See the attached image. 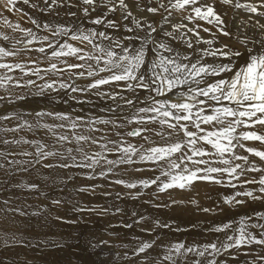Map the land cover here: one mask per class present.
I'll list each match as a JSON object with an SVG mask.
<instances>
[{
    "label": "snow or ice",
    "instance_id": "snow-or-ice-1",
    "mask_svg": "<svg viewBox=\"0 0 264 264\" xmlns=\"http://www.w3.org/2000/svg\"><path fill=\"white\" fill-rule=\"evenodd\" d=\"M16 3L17 0H0V6L9 13L22 11L16 7ZM23 3L32 8H40L38 4H30V0H23ZM220 3L232 5L233 0H220ZM57 4L58 0H51V3L44 0L45 9L43 10L52 9ZM76 6L72 0H68L69 8ZM97 7V0H79V10L85 17H89L90 11L96 12ZM99 7L107 8L108 12L115 11V5L108 6L105 0H100ZM119 7L123 10L121 13L122 20H127L132 16L125 0H119ZM234 7L242 8L250 13L249 19L252 16L264 18V0H258V3H240L237 0ZM162 8L168 12L169 16L171 15L169 8L186 13L183 15V19L188 23L172 24V31L163 29V23L168 22V17H162L160 31L163 37L179 41L187 49H192V54L182 53L174 49L163 39H155L157 28L147 21L141 23L135 17H132V24L135 25V28L129 27L127 24L123 25L124 31L131 33V35L123 36H110L105 31L85 30L82 27L74 28L60 24L53 26L47 22L44 23L42 30L50 32L51 37H66L64 42L58 44L55 39L50 40L47 35L38 36L31 28H23L19 23L13 24L6 17H0V22L5 26L24 34L25 38L16 40V44H23L26 52L35 51L46 55L49 60L47 67L43 69L36 64L35 60L31 59L27 61V64H34L35 67H28L22 62H0V69L4 70V74L0 75V89L9 93V85L18 88L31 85L39 87L41 89L40 94H43L44 89L55 90L58 86L60 89H70L73 93L91 91L97 96H107L113 100L120 98L129 106H133L134 101L123 97L121 92L143 90L149 94L148 100L142 102L144 106L138 107L136 113L127 118L129 124L134 123L136 126L125 133L117 132L116 135L120 137L119 140L101 143L98 145L100 151L91 154L79 146L80 142L87 143L90 141L91 144L96 145L98 144L97 139L89 135L75 134L74 130L79 125L76 121H71L67 114L59 112L35 113L38 118L47 115L62 121L60 124L44 123L41 125L48 130L64 128L63 121H69L68 128L72 130V136L54 134L55 139L61 145L65 142H71V140L77 143L75 149H67L70 163L65 162L61 154V161L58 164H44L46 168L93 169L94 166H100L103 162L107 167H102L98 173H85L88 179H94L97 176L106 178L119 165H147V168L137 167L135 170L138 172L144 170L159 172V175L138 180L117 178L112 182L121 184L128 189L139 188L141 191L155 185L156 191L159 193H164L173 188L183 190L193 187L196 181L215 184H225L226 182V186L233 189L243 188L246 184H254L257 185V188L251 191L247 189L235 191L233 195L223 197L224 204H242L244 201L236 198L241 196L252 200H264V166L249 160V155H251L264 162V150L247 146L244 143L246 141H258L264 145V132L258 133L253 130L257 125L264 128V36L259 40L253 39L251 41L254 45L259 44V48H248L249 38L247 37L242 39L232 37L239 39V43L246 49L245 54L230 47L227 43H220L217 39V34L230 37L231 33L226 30L222 16L216 10L215 0L211 3L207 0H175L174 3L173 0H168V5L158 0L155 7L146 5L145 9L142 10L156 14ZM68 15L75 16V13L69 12ZM104 15L106 16L107 13ZM89 19L93 25L104 24L106 28L114 29L117 32L121 28V24L117 20L105 19L99 15L94 19L91 17ZM29 20L37 28H40L39 23L34 18L29 17ZM199 21H203L211 27H205L198 23ZM255 27L264 29V23L256 20ZM136 29L142 30L144 34L140 35ZM181 29L185 31H181ZM201 31L208 33L210 38L201 36ZM187 33H191V37L187 36ZM0 36L5 41L9 39L6 34L0 33ZM96 37H99L101 41H108V45L97 43ZM69 40L83 44L85 47L69 43ZM133 42H138V46H134ZM34 43L41 46L33 49L30 46ZM149 44L152 45L153 58L151 61L147 59ZM217 44L219 46H216ZM89 45L91 48L85 50ZM200 45H204V47H200ZM45 48L48 49V52L45 51ZM19 51L20 49L15 47L13 49L0 47V61L5 57H15ZM62 57H73L78 62H68L61 59ZM209 57L211 62L206 59ZM53 60L63 64L64 67L58 68L57 63L52 62ZM17 70L21 74L20 77L8 75V73ZM49 73L53 76L67 73L69 79H87L90 82L84 85H75L69 84L63 79L44 80V76ZM31 76H36L42 81V84L36 85L35 81L30 78ZM106 85L109 86L110 91L101 90V87ZM115 89H120V91L117 92ZM174 90L176 91L173 102L167 98H156L164 97L166 93H172ZM13 95H15L16 100L24 99L18 93H9L7 97L0 96V100L7 98L8 103H13ZM13 117L22 118L19 113L14 112L0 116V120H9ZM92 123V121L87 122L89 131H99L91 126ZM95 123L107 124L109 121L97 120ZM155 123L160 125V130H156L155 134L161 137L163 143L157 145L145 135L142 139L152 145L145 148L144 145H134L124 139L125 136L141 137L142 133L153 131L148 125ZM24 124L31 129L32 125L26 120ZM202 125L207 127H202ZM122 126L116 125V127ZM20 127L21 125L17 124L16 128L5 129V131H16ZM165 127L167 132L163 131ZM19 142L17 140L3 141L4 144ZM23 143L35 147V156L38 162L57 155L55 151H45L47 146L38 141L25 139ZM108 143L112 144L113 147L108 148ZM241 149L249 155L240 154L239 150ZM74 151L81 154L79 159L71 155ZM106 152H114L116 154L115 159H107ZM20 155L31 156L32 153L25 151ZM8 163L11 164L13 161H8ZM16 163L19 162L16 161ZM249 172L260 173L259 179L255 177L245 178ZM28 187L37 189L35 184ZM80 190L83 191L84 189ZM256 192L259 195H256ZM41 194L43 195V193ZM139 194L138 192L137 195ZM189 202L196 203L195 200ZM59 203L58 200H52L54 205ZM172 203L175 204L177 201L173 200ZM75 210L85 211L87 209L78 208ZM12 211L24 215L18 208L12 209ZM116 211L119 212L120 209L117 208ZM201 211L208 212L210 209L202 208ZM255 215L264 219V214L255 213ZM56 218L60 219V217ZM143 219L144 217H141L135 223L138 224ZM153 223L157 227H170L169 224L161 223L159 220ZM232 223L231 221L224 222L210 230L225 232L232 228ZM251 226L256 227V225ZM125 227H131V225H125ZM261 228L259 238H257L253 233L247 231V225L241 223L239 228L233 229L234 234L226 235L225 241L219 246L216 242L189 246L177 242L167 247L162 256L157 254L156 257L147 255L148 250L155 246V242L141 241L132 249V255L138 258L142 257L140 264H153V261L155 264H164V262L177 264L178 259L186 260L189 253H195L197 257L204 256L205 252L212 256H218L221 253L228 254L229 249L239 250L242 246L250 244L264 245V226ZM147 231L150 232V230ZM230 258L235 259V256H230ZM257 259L264 260V256H258ZM192 264H201V262L193 260ZM207 264H228V261L212 259ZM248 264H255V262H248Z\"/></svg>",
    "mask_w": 264,
    "mask_h": 264
},
{
    "label": "bare ground",
    "instance_id": "bare-ground-1",
    "mask_svg": "<svg viewBox=\"0 0 264 264\" xmlns=\"http://www.w3.org/2000/svg\"><path fill=\"white\" fill-rule=\"evenodd\" d=\"M41 1L43 0H30V4L40 5L39 3ZM48 2L51 3V0H48ZM159 2L168 5V0H159ZM174 2L175 0H173V3ZM207 2L211 3L213 0H207ZM236 2L237 0H233L232 5H222L220 0H215L216 10L221 14L226 30L231 33L230 37H224L217 34V39L220 43H227L230 47L238 49L246 54V49L239 43V39H233L232 37H238L241 39L247 37L249 38V43L247 45L248 48H259V44L254 45L251 41L253 39L259 40L262 36H264V29H257L255 27V21L260 20L261 23H264V18L252 16L251 19H249L251 16L250 13L246 12L242 8L237 9L234 7ZM239 2L258 3V0H239ZM72 3L76 4L77 6L69 8L68 0H58L57 5L53 6L52 9L44 10V12L40 13L37 18H40V22L43 25L47 22L53 26L57 24H72L74 26L75 23H73L71 18H68V13L81 11L79 10V0H72ZM125 3L128 5V10H130L132 13V16L127 20L121 19V13L123 10L120 9L119 3H114L115 11L113 12H108L107 8H102L104 14L107 13L106 16L103 14L104 18L117 20L120 22V24L125 23L130 25L132 28H135V25L132 24V17H135L137 20L141 21V23H144L145 21L150 22L158 30L157 34H155V39L165 40L171 47L179 50L182 53H193L192 49H187V47L181 42L163 37L162 32L160 31L162 17H168V22L163 23V29L172 31V24L188 23V21L183 19V15H186V13H182L178 10H171L169 8V11H171V15L169 16L168 12L162 8L158 13L152 14L148 13L147 11L135 9L136 5L138 4L143 6L145 0H125ZM157 3L158 0H152L151 6L155 7ZM27 6L28 5L23 3V0H17V8L22 10ZM30 9L32 11H37L41 9V6L40 8L30 7ZM20 13V11H13L9 13L2 6H0V17L8 18V20L13 24L17 22L11 18L19 16ZM56 13L58 14V17L62 19V22L58 21L52 16ZM82 15L84 14L82 13ZM37 18H35V20H37ZM51 20L57 21L52 22ZM198 23L205 27H211L210 25L205 24L203 21H199ZM81 25L91 26L85 24L84 22H81ZM136 31L140 35L144 34L140 29H136ZM181 31L185 30L181 29ZM212 31H215V29H212ZM110 32L113 35L119 36L131 35V33H126L124 30H119V32L116 30H111ZM0 33L5 34V30L1 29V25ZM9 34L10 36L7 35L9 37L7 41L3 40V38H1L2 36H0V47H6L8 49H13V47H15L20 49V51L15 57H5L0 62H22L28 67H35L36 65L34 64H27V61L31 59L35 60L36 64H38L41 69L47 67L49 60L46 55H42L35 51L26 52L24 50L23 44L15 43L16 40H23L25 38L23 33L19 31H13V29L10 28ZM200 34L205 38H210L208 33L201 31ZM18 35L23 36V38L18 39ZM45 35L47 34L42 33V36ZM187 36L191 37V33H187ZM49 38L51 37L49 36ZM55 40L57 44L64 42L60 41V39ZM96 42L103 43L105 46L108 45V41H101L99 37H96ZM44 43L46 44L47 42ZM73 44L79 47H85V45L78 44V42ZM133 45L138 46V42H133ZM40 46V44L34 43L30 47L34 49ZM55 46L56 45L54 44V47ZM216 46L219 45L217 44ZM151 47L152 45L149 44V50L147 52V59L149 61H151L153 58ZM200 47H204V45H200ZM90 48L91 46L89 45L85 48V50H89ZM45 51L48 52V49L45 48ZM117 51L119 50L117 49ZM164 55H167V53H164ZM193 58H195L194 55ZM61 59L72 63L78 62L73 57H62ZM206 59L211 62L210 57ZM52 62L57 63L58 68L64 67L63 64L58 63L56 60H53ZM2 74H4V70L0 69V75ZM8 75L20 77L21 74L17 70L13 73H8ZM64 77H67V73L63 75L58 74L56 76H53L51 73H49L48 75L44 76V80H61ZM30 78L35 81L36 85L42 84V81L36 76H31ZM70 81L71 80L69 79V82ZM75 81L76 85H84L90 82V80L87 79H76ZM8 87H10V85ZM101 90L107 92L111 89L106 85L102 86ZM115 91L119 92L120 89H115ZM175 91L176 90H174L172 93H166L164 97L156 98H167L170 100V102H173L175 100ZM40 92L41 89L39 87L28 85L27 87L19 88L17 92L18 94L25 96L22 101L16 100L15 95L12 96V99L15 103H10L11 105L6 101V105L4 104V100H7V98L0 100V116L14 112L19 113L23 120H27V122L29 120V124H32L33 127H35L32 128V131L27 132L18 133L16 131H5V129H11L13 127L7 125L5 120H0V142L2 144H4L3 141L7 137L23 138L26 140L38 141L47 146L44 149L45 151H55L57 153L56 156H51L38 162L35 156V147L33 145L23 144L22 142L15 144L9 143L4 144L5 148L0 149V165H3V167H0V197H4L0 199L3 202H0V246L4 244L2 248L0 247V264L39 263V261H42V258L38 256L37 251L41 252V255L45 254V259L49 258L50 253H54V255L57 253V251H54L56 247L52 248V246H50L55 244L61 247L66 246L73 253V255H66L67 253L65 251V255L63 253H58L57 255L60 256L61 259H57L61 264H95L108 251H111V257H116L117 262L109 264H140V259L142 257H134L132 255V249L136 247L141 241L155 242V246L147 252V255L150 257H156L157 254L162 256L167 247L177 242H182L185 244V246L203 245L206 243L216 242L219 246L220 243L225 241L226 235H233V229L239 228L241 223L247 225V231H250L255 236H257V238H259V232L262 230L261 226H264V219L258 218L255 213L264 214V200H243L244 203L239 205H226L223 202V197L231 196L235 191H243L245 189L251 191L257 188V185L254 184H246L243 188L231 189L230 187L226 186V182L225 184H215L208 182V186L198 188V191L201 195L199 193L194 195V187L197 184H195L193 187L185 188L183 190L179 188H173L168 189L164 193H159L156 191L155 185L141 191L139 188L128 189L121 184H115L112 182L117 178L125 180H138L152 178L155 175H159V172L147 170L138 172L134 169L133 165L130 166L131 168L126 167V165H119L114 168L112 172L114 177L111 176L112 173L111 175L109 174L110 178L112 177L110 182L98 176L94 179H88L85 175V173H98L102 167L106 168L107 166L104 163H101L100 166H94L93 169L77 167L41 168L44 167L43 165L46 163L52 165L58 164L61 161V154L63 155L64 161L70 163L71 161L67 149H75L77 147V143L74 140H71V142H65L63 145L56 143L49 134V130L41 126L42 124L49 121L48 118H52L53 116L45 115L38 118L36 117L35 113L61 112L63 114H67L71 121H76L79 125L74 130L75 134L77 135L89 130L87 122L92 121L93 123L91 126H97L99 131L103 132V134L99 137L98 134L100 133L95 131L97 136L100 139L101 137H104L102 140L107 142L119 140L120 137L116 135L117 132L125 133L132 127L136 126L134 123L129 124L127 118H130L134 113H136L138 107L144 106L142 102L148 100L149 94L143 90H136L135 92H121L120 94L123 97L132 99L134 101L133 106H129L124 102L123 99L116 98L113 100L107 96L98 97L89 91L84 92L81 96H73L70 101L74 107L72 106L68 109L66 106H55L54 100L56 96L60 100L64 99L66 96H68V92H70V90L60 89L57 86L55 90L44 89L43 94H40ZM7 95L9 94H7L4 89H0V96L7 97ZM152 95L154 96L155 94ZM80 98H85V100L82 101ZM28 108L30 109L29 112ZM103 108L106 109L104 113L102 111ZM106 115H109L110 117L108 118ZM77 117H79L78 121L76 120ZM97 120H107L109 123H95ZM63 123L65 124V127L61 128L62 133L71 137L72 130L68 128L69 121H63ZM53 124L56 123L53 122ZM116 125L123 126L119 127L118 129ZM148 127L153 129V131L142 133L141 137H134V139L129 137L130 139L127 138L126 140L132 143L137 140L139 143L138 145L143 144L147 148L152 145L142 139V137L146 135L149 137L150 141L157 145L163 143L161 137L155 134L156 130H160V125L155 123L148 125ZM202 127L207 126L202 125ZM259 127L260 126L257 125L253 130H256L258 133L264 132V130L259 129ZM163 131L167 132L168 130L165 127ZM124 138H126V136ZM244 143L247 146L264 150V145H261L258 141H246ZM109 145L112 146L110 143ZM79 146L90 154L100 151L98 145L91 144L90 141L87 143L80 142ZM25 151L32 153V155H20V153ZM239 151L240 154L249 155L248 153L243 152L242 149ZM71 155H74L77 157V159H79L81 154L74 151ZM105 155L107 156V159H115L116 157V154L111 152H106ZM249 160L255 161L257 165L264 166V162L260 161L258 157L249 155ZM8 161H13V163L9 164ZM16 161L19 163H16ZM29 161H31V163H29ZM22 163L26 167H33L42 171L43 173L45 171V174L49 172L47 178L50 177V179H48L50 180V186L46 190L39 189V187H37V189L29 188V185L34 184V180L26 173L20 174L23 170L20 171L18 168L24 169L22 167ZM136 166L141 168L148 167L147 165ZM46 169L48 172H46ZM259 175L260 173L257 172H249L245 178L251 179L255 177L256 179H259ZM77 176H81V178L79 177L78 180L76 179L75 184L72 187L71 183L68 187H66L65 191L60 190V181L65 182L67 178L72 177L73 179ZM162 179L164 178L162 177ZM233 183H236V181H233ZM9 186L11 187L10 194L8 190ZM80 189L84 190L81 191ZM36 191H38V194L32 196L33 193H37ZM85 191L89 192L87 193ZM138 192L140 193L139 195H137ZM41 193H43V195ZM90 193L92 194L93 198L88 197V194ZM255 194L259 195L258 192ZM236 198L241 200L243 196ZM12 199L16 201H13ZM53 199L60 201V203L56 205L52 204ZM84 199L85 201H89V203H85V206L83 204ZM173 200L177 201V203L173 204ZM191 200H195L196 203H190L189 201ZM5 201H7V203L13 201L14 209H22L21 212H23L24 215H20L19 212L16 211L9 213L7 210H4L7 206H10L6 205ZM156 205L161 206L157 207ZM45 206H47L46 208L48 209V212L45 213L46 217L50 220H53V223L56 225L52 227L50 225L47 227V224L43 227H40V229H45L46 227L52 228L47 229L42 233L39 228H36L39 226L34 222L28 221V219L30 214L33 215L36 213L35 215L38 216V213L43 212V208ZM78 208H84L87 210H75ZM117 208L120 209L119 212L116 211ZM202 208H208L210 211H201ZM29 210H34L36 212H30ZM107 213H109L111 216L105 218ZM133 213H135V215H133ZM45 214L43 215L44 217ZM101 214L104 215L102 219ZM56 217H60V219H57ZM141 217H144V219L141 220L140 223L137 224L134 222L140 220ZM76 218H78V221L81 222L86 221L88 225L99 226L96 224L100 223L101 230L90 228L86 231L83 226L85 233L83 237L80 235L82 238L80 236L78 237L77 233L79 232V227H77V225L79 223H76ZM156 220H159L161 223H167L170 227H157L153 223ZM64 221H68L70 227L66 226V228L69 227L71 230H63L64 232H62L61 227L63 224H65ZM229 221H233L232 228L226 230L225 232H217V234H215L216 231L210 230L216 225ZM125 225H131V227H125ZM251 225H256V227H252ZM120 229L125 230L122 240H120L118 236ZM147 230H150V232ZM49 237H54L53 239H55V241L47 239ZM83 238H88L91 240V242L97 241L95 249H91V252L94 256H90V252L85 251L84 248H82V244L79 243V241ZM46 239L49 240L47 242L50 244L44 247L46 245ZM18 241H25L27 245L23 244L14 246L15 242ZM34 242L36 243V246H30ZM74 243L76 244L74 245ZM45 248L46 251L44 250ZM25 249L29 250L30 252ZM77 249L82 252L80 255L78 254ZM54 255L52 257H56ZM230 256H235V259H231ZM258 256H264V245L250 244L242 246L239 250L229 249L228 254L221 253L220 256L218 255V257L208 255V252H205V255L202 257H197L195 253H189L186 260L178 259L177 264H192L193 260H199L201 264H207V262L212 259H215L216 261L227 260L228 264H238V262L241 260H244L246 263L254 261L255 264H264V260L257 259ZM52 257H50L51 261H48V264H53L52 262L57 260H52ZM153 264H155V261H153ZM164 264H167V262H164Z\"/></svg>",
    "mask_w": 264,
    "mask_h": 264
},
{
    "label": "rangeland",
    "instance_id": "rangeland-1",
    "mask_svg": "<svg viewBox=\"0 0 264 264\" xmlns=\"http://www.w3.org/2000/svg\"><path fill=\"white\" fill-rule=\"evenodd\" d=\"M99 3H100V0H98V2H97V5H98V7H97V11L96 12H91L90 11V13H89V17H91L92 19H94L97 15H99V16H102V17H104L103 16V14H104V11H103V9L102 8H100L99 7ZM105 3L108 5V6H113L114 5V3H119V0H105ZM151 3H152V0H145V3H144V5L142 6V5H136V7H135V9H137V10H142V9H145V6L146 5H150L151 6ZM40 6H41V9L40 10H37V11H32L31 9H30V6L28 5L27 7H24L23 9H22V11H20L21 13H20V15L19 16H17V17H13V18H11V19H13L14 21H16L17 23H19L20 25H21V27H23V28H31L32 29V31H34L35 33H37V35L38 36H42V33H46L48 36H50L51 37V33L50 32H48V31H43L42 29H43V24L40 22V18H37L38 17V15L40 14V13H43L44 12V10L43 9H45V5H44V0L43 1H41L40 3ZM143 11H146V10H143ZM73 13H75V16H71V15H68V18H71L72 19V21H73V23H75L74 24V26L72 25V24H69V25H67V26H71V27H74V28H78V27H82V28H84L85 30H87V29H94V30H97V31H105V32H107V34H109L110 36H112L113 34L110 32L111 30L112 31H114V29H110V28H106L105 26H104V24H101V25H93V24H91L90 23V19H89V17H85L84 15H82V12H73ZM55 19H57L58 21H60V22H62V19L60 18V17H58V14L56 13V14H54V15H52ZM29 17H32V18H37V22H39V25H40V28H37V26L36 25H34V24H32L31 22H30V20H29ZM8 19V18H7ZM109 19V18H108ZM56 20V21H57ZM52 22H56L55 20H51ZM81 22H84L85 24H87V25H91V26H82L81 25ZM125 23H121V28L119 29V30H124V28H123V25H124ZM1 29L2 30H5V34L6 35H8V36H10V34H9V27H7V26H5L2 22H1ZM129 27H130V25H128ZM18 31V30H17ZM20 32V31H19ZM2 38V37H1ZM17 38L18 39H20V38H23V36H21V35H18L17 36ZM50 39H60V41H64V39H66V37H60V36H58V37H56V38H53V37H51ZM56 41V40H55ZM57 43V42H56ZM69 43H76V41H71V40H69ZM63 80L65 81V82H67V83H69V84H75L76 85V79L75 78H72V79H70L71 81L69 82V78H68V76L67 77H64L63 78ZM81 80V79H80ZM11 87V88H10ZM10 87H9V93H17L18 92V90H19V88L18 87H12L11 85H10ZM11 89V90H10ZM66 90V89H65ZM68 90H70V89H68ZM11 91V92H10ZM9 93H7V94H9ZM84 92H75V93H73V92H71V90H70V92H68V96H66L64 99H59L57 96L55 97V100H54V104H55V106H58V107H67L68 109H69V107H72L73 106V104L71 103V99H72V97L73 96H81L82 94H83ZM97 96V95H96ZM23 97H25V96H23ZM99 97V96H98ZM80 99H82V101H84L85 100V98H80ZM36 100V99H35ZM8 103V101L7 100H4V104L6 103V102ZM22 101V100H21ZM38 101V100H37ZM13 103H15L14 101H13ZM10 104V103H9ZM6 105V104H5ZM11 105V104H10ZM13 107V106H12ZM74 107V106H73ZM29 108H28V112H29ZM105 108H103L102 109V111H103V113L105 112ZM59 113H61V112H59ZM106 116H108V118L110 117L109 115H106ZM77 118H79V117H77ZM76 118V120L78 121L79 119H77ZM103 118V117H102ZM26 119V118H25ZM49 119V121H47V124L49 123L50 125H52L53 124V122H55L56 124H60L62 121H59V120H56L54 117H52V118H48ZM24 121L25 120H23L22 118L21 119H18V118H15V117H13V118H11V119H9V120H5V123L7 124V125H9V126H11V127H13V128H16V125L17 124H20L21 125V127L20 128H17L16 129V132H27V131H32L33 129L32 128H35V127H33V125H32V127H31V129H29V128H27V126L24 124ZM27 121V120H26ZM28 123H29V120H28ZM93 128H95V129H98L97 128V126H92ZM118 129H119V127H118ZM259 129H263L264 130V128H261V127H259ZM99 130V129H98ZM100 134H98V136L100 137L102 134H103V132H101V131H98ZM110 133H111V131H110ZM49 134L52 136V138L54 139V141L56 142V143H58L57 141H56V139H55V135L54 134H63L62 133V130H61V128H55V129H53V130H49ZM82 134H84V135H89V136H92V137H94V138H96L97 139V141H98V144L97 145H99V144H101V143H106V141H104V140H102V139H100L98 136H97V134L95 133V131L94 132H90L89 130H86L85 132H83ZM134 139V137H126V138H124L125 140L126 139ZM5 140H8V141H12V140H17V141H20V142H22L23 143V140H25V139H23V138H15V137H7ZM127 142H130V141H128V140H126ZM136 142V143H135ZM130 143H132V142H130ZM135 143V145H138L139 143H138V141L136 140V141H134L132 144H134ZM23 144H25V143H23ZM19 145V144H18ZM141 145H143V144H141ZM107 147L108 148H112L113 146H110L109 145V143L107 144ZM145 147V146H144ZM3 148H5V145L4 144H2L1 142H0V149H3ZM98 148H99V146H98ZM146 148V147H145ZM100 149V148H99ZM111 153H114V152H111ZM101 163H103V162H101ZM46 164H48V163H46ZM44 166V165H43ZM131 165H126V167H128V168H131L130 167ZM134 166V169H136L137 168V166L136 165H133ZM22 167L24 168V169H21V168H18V170H20V171H22L20 174H23V173H26V174H28V175H30L32 178H33V180H34V184L35 185H37V187H39V189H42V190H46L49 186H50V184H49V181L50 180H48V179H50V177L49 178H47L48 177V174H49V172L47 171V169H46V172H48V173H46L45 174V171H44V173L42 172V171H40V170H37V169H35V168H33V167H26V166H24L23 165V163H22ZM41 168H45V167H41ZM127 168V169H128ZM19 174V175H20ZM111 175V174H110ZM112 177H114V175H113V173H112V175H111ZM79 177L81 178V176H77V177H75V178H73L72 179V177H69V178H67L66 179V181L65 182H61L60 181V185H61V188H60V190H66V187H68L71 183H72V185H71V187L75 184V181H76V179L78 180L79 179ZM112 177L110 178V176L108 175L106 178H102V179H104V180H106V181H109L110 182V180L112 179ZM108 178V179H107ZM32 180V181H33ZM195 184H197L195 187H194V195L195 194H198L199 193V191H198V188H200V187H206V186H208V182H206V181H196V182H194V185ZM245 186V185H244ZM248 186V185H247ZM246 186V187H247ZM58 187H59V185H58ZM225 188V187H224ZM231 188V187H230ZM10 189H11V187L9 186L8 187V190H9V194H10ZM232 189V188H231ZM56 190V189H55ZM37 193H33L32 194V196L33 195H36V194H38V191H36ZM85 192H87V191H85ZM84 192V193H85ZM89 192V191H88ZM87 192V193H88ZM200 194V193H199ZM39 195H41V194H39ZM201 195V194H200ZM52 196H53V194H52ZM88 197H90V198H93L92 197V194L90 193V194H88ZM2 198H4V197H0V199H2ZM244 198V199H243ZM241 200H249L250 198H248V197H243ZM13 200V199H12ZM87 200V199H86ZM13 201H16V200H13ZM13 201L12 202H8V203H5L6 205H10L9 207L7 206L4 210H7L9 213H12L13 211L11 210V209H14V204H13ZM0 202L1 203H3L1 200H0ZM86 202H88L89 203V201H85V199H84V201H83V204H84V206H85V203ZM47 206H45L44 208H43V212H40V213H38V216H36L35 214H33V215H31L30 214V216H29V219H28V221H30V222H34L36 225H38L39 227H36V228H39L40 229V227H43L44 225H47L48 224V226L47 227H49L50 225H51V227L52 226H55L56 224L55 223H53L54 221L53 220H50V219H48L47 217H46V214L45 213H47L48 212V209L46 208ZM20 211H22V209H19ZM30 212H36V211H34V210H29ZM104 213H106V212H104ZM103 213V214H104ZM126 213H128V212H126ZM45 214V217L43 216ZM103 214H101V219L104 217V215ZM111 215L109 214V213H107V215H106V217L105 218H108V217H110ZM233 221H235V220H233ZM233 221H231V222H233ZM75 222V221H74ZM135 222V221H134ZM64 223L65 224H63L62 225V227H61V230H62V232H64L65 230H71L69 227V224H68V221H64ZM76 223H79L78 225H77V227H79V232L77 233L78 234V237L81 235L82 237H83V235H84V233H85V230L87 231L88 229H90V228H95V229H98V230H101V225H100V223L99 224H96V225H99V226H95V225H88V223L86 222V221H78V218H76ZM87 223V224H86ZM58 225V224H57ZM80 225V226H79ZM66 226H69V227H67L66 228ZM82 226V227H81ZM83 226H84V228H85V230L83 229ZM45 228V229H40V231L43 233L45 230H47V229H52V228ZM81 228V229H80ZM87 228V229H86ZM64 230V231H63ZM77 230V231H78ZM186 230V229H185ZM184 230V231H185ZM82 231V232H81ZM82 234H81V233ZM124 233H125V230H123V229H120V232L118 233V236H119V239L120 240H122L123 239V236H124ZM260 233V232H259ZM215 234H217V232L215 233ZM80 236V237H81ZM81 237V238H82ZM54 237H49V238H47V239H49V240H53V241H55V239H53ZM45 240L46 242H45V246L44 247H46L47 245H49L50 243L49 242H47V241H49V240ZM40 240V239H39ZM96 242L97 241H94V242H91V240L90 239H88V238H83L82 240H80L79 241V243H81L82 244V248H84V250L85 251H88V252H90V256H94L93 254H92V252H91V249L92 250H94L95 249V247H93V245H95L96 246ZM27 245L26 244V242L25 241H18V242H15V245L14 246H18V245ZM76 243H74V245H75ZM4 244H2L0 247L2 248V246H3ZM37 245H40V244H37ZM30 246H32V247H35L36 246V243L34 242L33 244H31ZM50 246H52V248L54 247H56V249H54V251H57V253L54 255V253H50V257H52L53 255L54 256H56V257H52V260H56L57 258L58 259H61V257L60 256H58L57 254L58 253H63L64 254V251L67 253L66 255H73V253L71 252V250H69L66 246L65 247H61V246H57L56 244L55 245H50ZM10 247V246H9ZM38 247V246H37ZM73 248V247H72ZM25 250H27V249H25ZM45 251H46V248L44 249ZM28 252H30L29 250H27ZM38 252V256H40L41 258H42V261H39V263H37L36 262V264H48V261H51V258L49 257V258H46V259H49V260H46L45 259V254H43V255H41V252H39V251H37ZM48 252H50V251H48ZM77 252H78V254L80 255L82 252L81 251H79L78 249H77ZM87 252V253H88ZM6 253V252H5ZM4 253V254H5ZM36 253V252H35ZM63 254H60V255H63ZM65 255V254H64ZM220 256V255H219ZM215 257H218V256H215ZM9 258V257H8ZM92 258V257H91ZM58 259L55 261V262H52L53 264H61L59 261H58ZM113 262H116V257H111V251H108L107 253H105V255H103L102 256V258L97 262V263H95V264H109V263H113ZM34 263V262H33ZM117 263V262H116ZM238 264H248V263H246L244 260H241V261H239L238 262ZM263 264V263H262Z\"/></svg>",
    "mask_w": 264,
    "mask_h": 264
}]
</instances>
